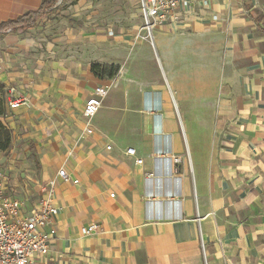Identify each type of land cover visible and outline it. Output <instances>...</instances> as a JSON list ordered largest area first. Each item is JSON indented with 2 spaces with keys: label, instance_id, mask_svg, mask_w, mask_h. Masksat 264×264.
I'll return each instance as SVG.
<instances>
[{
  "label": "crops",
  "instance_id": "crops-1",
  "mask_svg": "<svg viewBox=\"0 0 264 264\" xmlns=\"http://www.w3.org/2000/svg\"><path fill=\"white\" fill-rule=\"evenodd\" d=\"M44 1L0 0V84L29 101L6 108L11 145L1 154L36 156L27 212L56 179L45 228L54 235L33 263L264 264V0H189L154 29L153 46L137 40L130 54L119 42L136 74L130 81L121 62L122 127L125 108L137 120L127 142L93 124L83 133V104L109 86L90 67L114 65L112 40L73 31L53 49L74 53L68 72L30 65L48 48L43 33L7 23ZM60 169L77 184L61 182Z\"/></svg>",
  "mask_w": 264,
  "mask_h": 264
},
{
  "label": "rangeland",
  "instance_id": "rangeland-1",
  "mask_svg": "<svg viewBox=\"0 0 264 264\" xmlns=\"http://www.w3.org/2000/svg\"><path fill=\"white\" fill-rule=\"evenodd\" d=\"M142 20L138 10V0H57L52 11L41 17L37 22V27L44 35L48 46L41 47L38 52L40 59L32 58L31 66L43 64L44 66H57L60 71H69L70 65L73 66L74 59L71 49L64 47L54 56L53 49L59 47L63 41H57L64 34L73 31L80 32L81 35L93 34L97 39H102V44L108 40L114 43L115 58L113 64L119 67L118 74L109 80L110 90L103 100L102 107L92 120L94 130L104 133L112 141L127 142L134 137L137 128V120L132 108L126 110L127 120L122 127L121 113L124 111L121 104V62L130 71L129 78L135 80V66L133 63L127 64L131 48L137 40L145 41L146 33L141 30ZM137 34V39L135 38ZM139 37V38H138ZM127 39L129 53L121 59V48L119 42ZM66 44V43H65ZM151 46V44L149 43ZM103 56L104 48L98 46ZM83 53V52H82ZM87 53V58H88ZM104 57V56H103ZM89 60L87 59V62ZM108 66V65H105ZM68 74H62L60 79L66 80ZM132 81V82H133ZM126 97V95H125ZM75 120L81 123L79 110L72 113ZM107 116V120L104 118ZM8 155L0 153V169L3 168L8 173L7 192L18 200H26L34 196L33 175L35 174L36 156L32 154L17 155L15 159H10ZM6 160V161H5ZM10 160V162H9ZM24 202V201H23Z\"/></svg>",
  "mask_w": 264,
  "mask_h": 264
},
{
  "label": "built area",
  "instance_id": "built-area-1",
  "mask_svg": "<svg viewBox=\"0 0 264 264\" xmlns=\"http://www.w3.org/2000/svg\"><path fill=\"white\" fill-rule=\"evenodd\" d=\"M189 0H138L139 15L142 20L141 30L146 33L144 37L153 46L152 32L155 28L164 24L167 18ZM12 30L7 28L2 32L8 34ZM2 66L0 65V72ZM110 87H96L82 108L83 133L92 134V120L102 107V103L108 94ZM6 108L14 111L20 107H28L26 97L14 96L12 88L5 92ZM7 114L5 112L4 117ZM3 117V118H4ZM110 147H107L109 150ZM128 155L134 156V149H127ZM179 162V159H175ZM141 160H136L140 164ZM57 178L63 183L77 184L72 181L64 169L57 172ZM7 176L0 169V264H34L36 259L43 258L49 251V243L54 235V229L45 231L53 222L55 206L50 189L55 186L56 179L48 182L49 190L45 196L39 199L32 209L27 212L25 203L7 194ZM113 197V195H110ZM96 229L90 225L84 233H90ZM205 262V261H204ZM206 264V263H205Z\"/></svg>",
  "mask_w": 264,
  "mask_h": 264
},
{
  "label": "trees",
  "instance_id": "trees-1",
  "mask_svg": "<svg viewBox=\"0 0 264 264\" xmlns=\"http://www.w3.org/2000/svg\"><path fill=\"white\" fill-rule=\"evenodd\" d=\"M57 3V0H46L44 1L40 9L35 13H27L22 17L10 21L7 24L14 26L15 29H32L36 26L38 20L47 15L52 11V8ZM5 25V24H4ZM0 25V30L4 27ZM91 73L98 79H112L114 78L119 71L117 65H100L92 64L90 67ZM6 111L5 103V90L4 87L0 84V153L6 152L11 145V134L8 128L2 123L1 119L4 117Z\"/></svg>",
  "mask_w": 264,
  "mask_h": 264
}]
</instances>
